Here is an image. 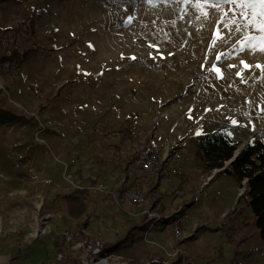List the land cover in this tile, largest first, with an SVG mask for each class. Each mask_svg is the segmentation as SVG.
I'll return each instance as SVG.
<instances>
[{
  "label": "rangeland",
  "instance_id": "1",
  "mask_svg": "<svg viewBox=\"0 0 264 264\" xmlns=\"http://www.w3.org/2000/svg\"><path fill=\"white\" fill-rule=\"evenodd\" d=\"M32 14L34 39L24 29L15 36L11 29ZM218 16L212 10L200 19L182 0L0 2V54L8 53L2 42L19 51L40 47L21 66L22 76L0 63V255L7 264H92L87 242L111 243L129 231L112 252L129 263L163 259L166 251L143 252L155 239L171 240L193 264H264L252 219L243 226L226 217L233 209L250 216L245 184L239 188L221 170L206 178L194 155L198 137L220 129L241 146L264 140V70L255 67L264 65V55L239 52L238 34L227 30L213 44ZM134 113L131 136L120 145L117 133ZM150 135L160 173L142 188L126 176L124 163ZM175 170L190 181L181 185ZM133 187L144 191L143 205L122 200V190ZM84 189L93 197L81 196ZM71 195L88 204V226L84 216H67ZM98 205L104 212H96ZM159 205L167 218L145 237L144 211ZM177 215L180 240L171 227ZM65 232L73 241H65Z\"/></svg>",
  "mask_w": 264,
  "mask_h": 264
},
{
  "label": "trees",
  "instance_id": "2",
  "mask_svg": "<svg viewBox=\"0 0 264 264\" xmlns=\"http://www.w3.org/2000/svg\"><path fill=\"white\" fill-rule=\"evenodd\" d=\"M1 1L3 0H0V2ZM36 19L37 16L32 14L26 20L17 23L11 30L16 36L19 34L21 29H24L29 37L34 39L37 29ZM9 43L5 48L8 53L0 54V63H7L10 69L15 70L20 76H22L21 66L29 59L31 54L36 50H39L40 47L32 43L29 48L19 51L16 48H11ZM136 120L137 114L134 113L131 116L129 123L117 133L118 144L124 145V143L130 138V126L136 122ZM147 138L148 141L145 142V146L150 148V150L156 151V149L149 143L151 135ZM196 143L194 155L199 161V172L206 178L210 177L214 171L223 169L226 162L233 159L236 152L238 153L232 166L221 171L223 176L233 179L239 188H243V183L245 184L247 190L243 194V197L247 202L248 209L250 210V216L248 217L244 215L242 210L234 213L233 209V211L229 212L226 217L232 216L231 218H240L243 226H249L247 220L248 218H251L254 227L258 231L260 241L264 243V140L252 139L241 146L240 141L234 140L228 132L220 129L198 137ZM135 158L136 154H133L125 161V171L126 167H129V170L131 169ZM158 172L160 173V166L157 169V174ZM175 176L181 185L190 181L189 175L180 173L177 170H175ZM165 177L171 178V175L165 173ZM89 183L92 185V188L96 185L95 181L90 182L89 180ZM190 192L192 193V196L195 195L194 189H191ZM79 193L81 196L86 197L90 195V192L87 189L81 190ZM161 196L157 197L158 200L155 199L154 202H159L162 198ZM65 204L69 219L79 220L84 216L85 218L82 221V224L83 226H88L91 222V216L87 215V203L83 199L78 196L71 195L66 197ZM158 211L162 214L164 206L159 205ZM129 232L130 233L127 234L126 238H117L111 243L102 244V250L106 254L120 250L123 247V243L131 234V231ZM72 264H79V261L74 260Z\"/></svg>",
  "mask_w": 264,
  "mask_h": 264
},
{
  "label": "snow or ice",
  "instance_id": "3",
  "mask_svg": "<svg viewBox=\"0 0 264 264\" xmlns=\"http://www.w3.org/2000/svg\"><path fill=\"white\" fill-rule=\"evenodd\" d=\"M182 2L192 6L200 19L207 20L212 10L219 13L213 44L218 42V39L222 40L223 33L227 30L228 34L233 32L238 34L239 52L264 55V0H182ZM219 59L221 55L217 56V60ZM241 64L245 70L250 67L243 60ZM255 67L264 70V65L257 64ZM212 70L220 75L215 64ZM237 75L242 78V72H238ZM232 123L237 122L233 120Z\"/></svg>",
  "mask_w": 264,
  "mask_h": 264
},
{
  "label": "built area",
  "instance_id": "4",
  "mask_svg": "<svg viewBox=\"0 0 264 264\" xmlns=\"http://www.w3.org/2000/svg\"><path fill=\"white\" fill-rule=\"evenodd\" d=\"M2 46H7L8 42H2ZM6 67H9L7 63L3 64ZM1 88V85H0ZM133 153L136 154V158L133 162V167L138 169L140 173L144 176H152L156 173L157 168L159 166V160L160 157L158 156L156 151L150 150L147 146L140 147L138 149H130ZM167 182H172V179L169 177L164 178ZM120 185L117 186L119 188ZM183 193L180 191V195ZM121 198L126 203L131 204H138L143 205L146 202L145 199V193L139 188H125L122 190ZM144 213H146L147 219L150 222V225L147 227L145 232V237H149V235H152V229L158 225L159 222H161L163 219H166L167 216L163 215V213H159L158 211L153 210H145ZM172 227V234L175 239H182L184 238V232L182 230L181 221L179 219V216H176V220H173L171 222ZM197 229L196 225H193V232ZM63 236L65 238L66 242L73 241L74 235L72 233H63ZM172 244V243H171ZM169 244L170 251L166 252L165 256L162 258H152L151 260L145 262V263H129L124 260L119 259L118 257L114 256L112 253L106 254L102 250V242L101 241H89L87 242V249L91 250L93 252L94 261L92 264H172L173 261L176 259L181 260L178 264H193V257L188 256L187 254L183 253L181 249L174 248L173 245ZM84 245V243H82Z\"/></svg>",
  "mask_w": 264,
  "mask_h": 264
},
{
  "label": "crops",
  "instance_id": "5",
  "mask_svg": "<svg viewBox=\"0 0 264 264\" xmlns=\"http://www.w3.org/2000/svg\"><path fill=\"white\" fill-rule=\"evenodd\" d=\"M137 172L140 173L139 170L132 171V170L130 169V171L128 170L126 176H127L130 180H132V179H137L138 182L140 181V182H141V187H142V188H149V184H156V183L158 182V181H157V177H156V179L154 178V179L148 181V179H150V178H149L150 176H144V175H142V174H141L142 178L139 179L138 176H137ZM89 197L92 198L93 195L90 194L87 198H89ZM161 203H162V202H161ZM98 206H99V207H97L96 212H101V213L104 212L103 209H102V207H100V205H98ZM87 208H88V204H87ZM88 216H91V218H92L91 213H88ZM152 239H153V238H152ZM153 240H154L155 242H154L153 246L151 247V249H150V250L147 249V251H146V249H144L143 252H149V253H151L152 255L154 254V255H157V256H162V255H163V251H166V252H169V251H170V250L167 249V248L169 247V244L172 243L171 240H168V241L166 240L167 242L165 241V242H163V243H157L155 239H153ZM132 254H133L136 258H139L140 256H142V255H140V253H138V252H136V251H133ZM8 261H9V260L6 259V257H4V255H0V264H7Z\"/></svg>",
  "mask_w": 264,
  "mask_h": 264
},
{
  "label": "water",
  "instance_id": "6",
  "mask_svg": "<svg viewBox=\"0 0 264 264\" xmlns=\"http://www.w3.org/2000/svg\"><path fill=\"white\" fill-rule=\"evenodd\" d=\"M237 154H238V153L236 152L235 155H234V157H233V159H231L230 161L226 162L225 167H224L223 169H221L222 171H223L225 168L232 166V164H233L235 158L237 157Z\"/></svg>",
  "mask_w": 264,
  "mask_h": 264
}]
</instances>
